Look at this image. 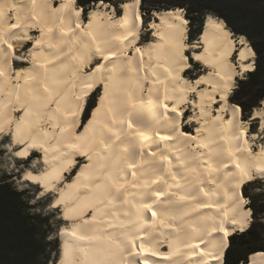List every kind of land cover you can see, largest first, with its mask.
<instances>
[{"label": "bare ground", "instance_id": "1", "mask_svg": "<svg viewBox=\"0 0 264 264\" xmlns=\"http://www.w3.org/2000/svg\"><path fill=\"white\" fill-rule=\"evenodd\" d=\"M75 1L0 0V134L11 135L16 158L41 153L22 179L54 191L69 222L57 264L223 261L222 245L247 210L242 186L264 168V141L253 148V138L264 139V109H254L260 132L250 138L237 103L215 101L235 86L234 52L243 70L254 49L210 13L190 42L182 8L155 9L151 40L142 43L139 0L122 1L117 15L100 1L86 19ZM32 37L27 55H17ZM189 48L206 67L194 80L185 76ZM187 102L195 132L182 126ZM261 253L241 264H264Z\"/></svg>", "mask_w": 264, "mask_h": 264}, {"label": "trees", "instance_id": "2", "mask_svg": "<svg viewBox=\"0 0 264 264\" xmlns=\"http://www.w3.org/2000/svg\"><path fill=\"white\" fill-rule=\"evenodd\" d=\"M98 1L77 0L76 3L85 9L90 3ZM121 1L123 0H117L118 3ZM173 3L176 7L184 8L185 16L190 22L197 23L198 28L194 34L199 35L206 14L210 13L223 19L233 34L243 35L250 42L257 58L255 70L245 72L246 78L239 79L231 99V102L243 107L246 118L264 98V0H176ZM143 4H148V11L172 7L160 8L154 0H139L140 10L143 11ZM94 105L92 102L85 107L83 121L88 118V111ZM244 189L245 187L243 191ZM43 224L37 214L27 209L20 193L5 178H0V264H47L50 251L46 240L47 230L43 228ZM232 234L228 237L230 247L224 251V264H241L248 260L252 252L264 250L247 251L251 241L259 238L254 227L250 232L241 234L238 230ZM240 246L245 249L243 252L237 249Z\"/></svg>", "mask_w": 264, "mask_h": 264}, {"label": "rangeland", "instance_id": "3", "mask_svg": "<svg viewBox=\"0 0 264 264\" xmlns=\"http://www.w3.org/2000/svg\"><path fill=\"white\" fill-rule=\"evenodd\" d=\"M77 1V0H76ZM75 1V5L79 6ZM106 2L105 0H99L98 2ZM124 1V0H123ZM153 1V0H152ZM157 2L158 6L161 7H176L177 5H173L174 1L176 0H154ZM57 1H55L56 3ZM98 2L95 3H90V6L97 5ZM122 2V1H121ZM121 2H117V0H112L110 2H106V4H101L106 5V7L109 8V10L113 9L114 13L120 14L122 12V7H121ZM58 3V2H57ZM82 8L81 6H79ZM89 7H86L85 9L82 8V17L83 19L87 18L89 14ZM142 7L145 9V11L140 10L142 14V25L140 29V41L142 43H146L151 40V32L149 31V20L154 17V11L152 10H147L146 8L148 7V4H143ZM180 7V6H179ZM140 8V5H139ZM183 10V14L185 16V10L183 7H181ZM141 9V8H140ZM213 15V14H212ZM207 17V14H206ZM187 41H193L198 34H194L196 28H198V25L196 22H190V20L187 18ZM233 33V32H232ZM38 34L36 32L33 34V37H35ZM236 39L239 40V37L241 35H236L233 34ZM243 36V35H242ZM33 37L31 38L29 42V46H26L24 50L18 51L17 55L19 56H24L27 55V51L29 50L30 47L33 45ZM244 38L248 41V39L244 36ZM249 42V41H248ZM250 44V42H249ZM187 54L189 56V67L187 71L185 72V76H187L190 80H194L196 76H198L200 73H203V70L206 68L204 64L200 60H196V58L193 56V48H189L187 50ZM15 56V60H19L18 56ZM232 60L233 62H236V65L238 67V73L237 76L235 77V86L232 89H235L236 86L238 85L239 79H245V71L242 70V68L239 66L238 63V56L234 52L232 55ZM257 58H255V61ZM20 60L18 63L15 61V66H23L25 62H21ZM24 61V60H23ZM249 62H253L252 59L248 60ZM21 62V63H20ZM101 62V60H100ZM255 65V63H254ZM93 68L95 65H92ZM102 92V86L99 87L94 92H91V94L88 95L85 107L90 105L92 102L96 103L98 97L101 95ZM233 94V91L231 92ZM195 93L191 92L190 97H194ZM263 100V99H262ZM231 101V100H230ZM261 101V100H260ZM217 105V104H216ZM220 105V104H219ZM217 105V106H219ZM83 109V112L81 114V122L83 121L84 114L86 112V109ZM185 108L187 109V113L182 115V126L185 127L187 126V130L195 132V127H196V121H191L189 118L190 115L194 113V107L190 102L185 103ZM262 109L259 105L254 107L252 112L250 113L249 116L244 118V114H242V118L246 119L249 121V128H248V134L249 137L252 138V133L253 132H260V122L261 118L257 117L255 118L254 122H252L253 119V113L254 109ZM85 110V111H84ZM90 114V110L88 111ZM260 134V133H259ZM5 137V138H3ZM263 134H260L259 137L253 138V148L257 149L258 143L261 141H264L262 138ZM14 145L12 144L11 141V135L10 134H0V178L6 179L8 183H10L11 187L15 189L18 193H20V197L22 198L23 202L26 204L27 209L31 213H35L38 215L40 220H43V228L47 230L46 234V240L48 241V249L50 251V260L48 261L47 264H57V261L60 257V231L63 225H69L68 220H65L63 217V211L61 206H54L53 200L56 196V193L54 191H50L48 193L42 192L41 188L39 185L30 183L29 181H24L22 179V175L24 170L28 167H34V164L37 166H40V157L41 153L38 151L36 155H32L30 158L26 159L25 158H16L15 157V152L13 150ZM84 157H79V162L77 163L75 169L70 171V174L72 175L75 171L78 170V168L83 164ZM38 162V163H37ZM39 164V165H38ZM35 165V167H37ZM71 175H68L69 178H72ZM256 174H254L255 176ZM242 187H245L244 191L248 193V196L245 197V199H253L252 202L255 205L256 208H259L261 203H264V196H257L255 194L256 189H260L264 187V184L262 183H247L243 184ZM243 191V188H242ZM256 220L257 222L253 225L254 229L257 231L259 238L255 241L252 240L249 244L248 250H253V249H264V247H261V245H264V224L259 223L260 218H264V209L258 211L256 213ZM166 248L167 246L164 245ZM165 248V249H166ZM237 249L240 252H243L245 249H243L242 246L237 247Z\"/></svg>", "mask_w": 264, "mask_h": 264}, {"label": "snow or ice", "instance_id": "4", "mask_svg": "<svg viewBox=\"0 0 264 264\" xmlns=\"http://www.w3.org/2000/svg\"><path fill=\"white\" fill-rule=\"evenodd\" d=\"M182 14V13H181ZM214 23L218 26V27H223V22L222 21H219V20H215ZM240 43H241V46H245L246 42H245V38L244 37H240ZM248 57H251L252 60H253V63H249L244 69L243 71L245 72H251V71H254V63H255V58H256V53L253 52L250 48L248 49L247 51V55L243 58H248ZM199 59V58H197ZM219 75V74H217ZM232 99V93L230 92L229 95L227 97L225 96H221L219 92H217V95H216V104L219 105V104H222L225 102V100H231ZM259 103V106L264 109V100H261L258 102ZM236 110L241 113V115L243 114V107H241L239 104H237L235 106ZM236 168H239V164H236L235 165ZM257 172L259 173L258 175H255V176H250L248 178L247 181H245V184L247 183H252V182H255V183H262L264 184V168H258L257 169ZM27 179H30V180H33L37 183H39L40 181L37 180L35 177H27ZM255 191V194L257 196H264V187L260 188V189H256L254 190ZM248 196V193H246L245 191H241L240 193V199H241V202L244 204L245 208L247 209L245 212H244V220L243 222L239 225L238 227V230L241 234L243 233H246V232H250L252 230V227L253 225L257 222L256 220V213L258 211H260L261 209H264V203H261V205L259 206V208H256L255 205L253 204L252 200L251 199H245V197ZM54 206H57V205H54ZM259 223L261 224H264V218H260L259 219ZM221 224H223V221L221 222ZM237 224L236 221H232V225L235 227ZM220 232L223 233V235L225 237H228L230 235V233L228 232V230L221 226L220 229H219ZM73 235H75V233H73ZM234 235V233L232 234ZM196 247V246H194ZM223 248L227 249L228 247H230V245L228 244H224L222 245ZM261 247H264V245H261ZM262 255H264V253H261ZM201 256L205 255V253L203 251H201L200 253ZM211 264H224V261H221V256L220 255H214L212 257V262Z\"/></svg>", "mask_w": 264, "mask_h": 264}]
</instances>
